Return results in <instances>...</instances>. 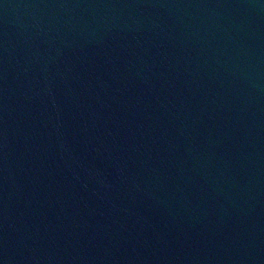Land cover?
Returning <instances> with one entry per match:
<instances>
[{
	"label": "water",
	"instance_id": "water-1",
	"mask_svg": "<svg viewBox=\"0 0 264 264\" xmlns=\"http://www.w3.org/2000/svg\"><path fill=\"white\" fill-rule=\"evenodd\" d=\"M0 264H264V0H0Z\"/></svg>",
	"mask_w": 264,
	"mask_h": 264
}]
</instances>
